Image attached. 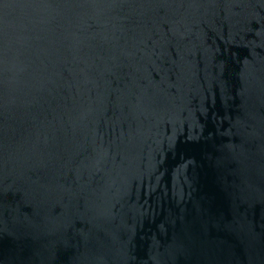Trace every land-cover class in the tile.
<instances>
[{
	"label": "water",
	"instance_id": "obj_1",
	"mask_svg": "<svg viewBox=\"0 0 264 264\" xmlns=\"http://www.w3.org/2000/svg\"><path fill=\"white\" fill-rule=\"evenodd\" d=\"M0 264H264V0H0Z\"/></svg>",
	"mask_w": 264,
	"mask_h": 264
}]
</instances>
